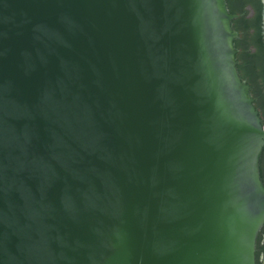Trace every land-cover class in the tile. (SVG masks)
<instances>
[{"label":"water","instance_id":"95a60500","mask_svg":"<svg viewBox=\"0 0 264 264\" xmlns=\"http://www.w3.org/2000/svg\"><path fill=\"white\" fill-rule=\"evenodd\" d=\"M235 18L0 0V264H254L264 123Z\"/></svg>","mask_w":264,"mask_h":264},{"label":"trees","instance_id":"16d2710c","mask_svg":"<svg viewBox=\"0 0 264 264\" xmlns=\"http://www.w3.org/2000/svg\"><path fill=\"white\" fill-rule=\"evenodd\" d=\"M227 13L236 15L230 27L237 34L232 41L235 68L241 81L248 87V96L252 106L264 123V47L261 37L260 0H225ZM262 254V246L257 248ZM255 254V264L257 261Z\"/></svg>","mask_w":264,"mask_h":264},{"label":"flooded vegetation","instance_id":"af4514ba","mask_svg":"<svg viewBox=\"0 0 264 264\" xmlns=\"http://www.w3.org/2000/svg\"><path fill=\"white\" fill-rule=\"evenodd\" d=\"M259 174H260L262 184L264 186V147H263V151H262L261 156H260ZM259 246H262V253H263V249H264V223L262 224V226L260 227V229L258 230V232L255 236L254 252H253L254 264H255V254H257L256 252H257V248ZM261 255L262 254H257V261H260V263H261Z\"/></svg>","mask_w":264,"mask_h":264},{"label":"rangeland","instance_id":"374dc122","mask_svg":"<svg viewBox=\"0 0 264 264\" xmlns=\"http://www.w3.org/2000/svg\"><path fill=\"white\" fill-rule=\"evenodd\" d=\"M263 124V123H262Z\"/></svg>","mask_w":264,"mask_h":264}]
</instances>
